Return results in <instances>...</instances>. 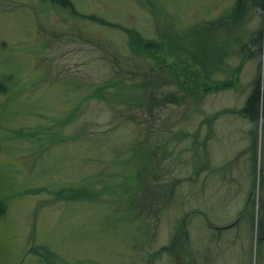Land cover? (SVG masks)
Masks as SVG:
<instances>
[{"label":"rangeland","instance_id":"1","mask_svg":"<svg viewBox=\"0 0 264 264\" xmlns=\"http://www.w3.org/2000/svg\"><path fill=\"white\" fill-rule=\"evenodd\" d=\"M71 2L153 39L224 18L234 0H148L149 9L137 0ZM260 26L264 16L250 9L230 23L210 79L235 75V38ZM258 60H245L232 86L190 97L143 75L147 62L122 31L46 0H0V264H45L25 253L31 246L54 253L55 264H264L255 236L264 124L250 137L246 118L226 111L243 106ZM147 79L153 86L139 101ZM69 187L97 193L55 200L53 191ZM237 217L213 240L211 226ZM179 227L188 241L176 256L161 248Z\"/></svg>","mask_w":264,"mask_h":264},{"label":"trees","instance_id":"2","mask_svg":"<svg viewBox=\"0 0 264 264\" xmlns=\"http://www.w3.org/2000/svg\"><path fill=\"white\" fill-rule=\"evenodd\" d=\"M53 5L59 6L63 9H68L72 15L85 18L94 21L100 25L112 27L122 31L127 38V48L129 52L142 57L147 62L148 68L144 71L143 75L151 73L154 79L159 80V83L169 82L168 79L173 81L176 87L183 91L186 96L198 97L201 93L210 91L212 89H223L233 85L236 79L238 69L241 67L245 60H249L253 57L258 58L259 72L251 80L250 90L241 108L233 111L226 109L227 112H233L239 114L241 117L246 118L249 123L248 133L250 137L254 135L259 124H264V28L261 26L253 31L248 38L240 41L241 38H235L237 45L242 52L239 65L234 68V76L227 81H215L210 79V74L215 71L221 61L224 54L222 41L232 37L230 33V23L245 19L247 11L249 9L255 12L257 15L264 16V0H234L230 12L224 17L217 20L205 21L188 29L175 31L171 28L164 29L159 32L153 39H146L142 37L138 31L128 27H124L116 22H108L102 18L92 14H80L78 13L71 2V0H46ZM138 2L148 6V0H137ZM227 23V24H226ZM229 23V24H228ZM221 25H226L225 34L222 37L224 29ZM222 37V38H221ZM211 42L212 51L207 47V42ZM230 44V43H229ZM228 43L225 45L228 47ZM226 47L228 51L229 48ZM215 52V58L213 54ZM171 53V54H170ZM182 53L184 58L178 57ZM177 55V56H172ZM164 73V75H163ZM120 81L112 79L110 85H117ZM153 80L147 79L141 83L142 91L141 95L135 97V99L144 100L143 88L148 85L153 86ZM158 83V82H156ZM158 83V84H159ZM132 86H137L138 83H131ZM157 88V87H156ZM101 89V88H100ZM100 89H95L90 93V96L98 92ZM152 92V91H151ZM99 97V95H98ZM123 99V98H122ZM170 101H178V97L168 95ZM125 101H134L133 96L129 97V94L125 96ZM139 104V102H137ZM222 110L221 112H223ZM220 111L215 113L219 114ZM129 119V117H128ZM260 124V125H261ZM14 136L23 137L31 136L34 133H24L20 130H12ZM255 142L253 143L254 146ZM138 175V174H137ZM35 190H26L25 192H34ZM97 191L89 193L85 189L76 188H59L53 191L52 194L55 200L63 201H75L91 199ZM259 216L257 217L256 226V240L264 243V200L259 203ZM169 240V245L163 246L161 249L168 251L170 254L178 255L177 249L172 252V246L178 247L179 240L188 241L187 234L182 227L176 230ZM25 253L33 254L38 261L45 264H55V255L51 251L46 250L43 247H29ZM159 254V253H158Z\"/></svg>","mask_w":264,"mask_h":264},{"label":"flooded vegetation","instance_id":"3","mask_svg":"<svg viewBox=\"0 0 264 264\" xmlns=\"http://www.w3.org/2000/svg\"><path fill=\"white\" fill-rule=\"evenodd\" d=\"M237 220H238V217L237 218H235V220L233 221V222H230V223H228V224H224V225H220V226H211V228L213 229V240H215V241H219V235L224 231V230H226V229H229V228H231V227H234L235 226V224H236V222H237ZM188 237V236H187ZM188 239V238H187ZM180 242L178 243V247H177V252H178V254H179V249L182 247V245L184 244V243H186L187 241L185 240V241H182V239H180L179 240ZM181 251V250H180ZM185 253L187 254V252L185 251ZM179 256V255H178Z\"/></svg>","mask_w":264,"mask_h":264}]
</instances>
